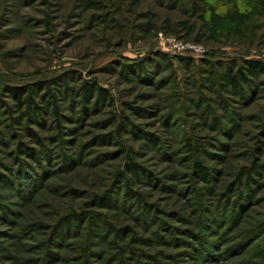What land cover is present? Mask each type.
<instances>
[{
    "label": "rangeland",
    "instance_id": "374dc122",
    "mask_svg": "<svg viewBox=\"0 0 264 264\" xmlns=\"http://www.w3.org/2000/svg\"><path fill=\"white\" fill-rule=\"evenodd\" d=\"M204 19L169 0H0V264H264V15L235 39ZM247 61L258 75L225 85L223 63ZM41 81L31 117L8 89Z\"/></svg>",
    "mask_w": 264,
    "mask_h": 264
},
{
    "label": "trees",
    "instance_id": "16d2710c",
    "mask_svg": "<svg viewBox=\"0 0 264 264\" xmlns=\"http://www.w3.org/2000/svg\"><path fill=\"white\" fill-rule=\"evenodd\" d=\"M241 1L242 0H169L171 4L179 3L181 5V9H183L186 13H189L191 16L205 18V21L208 16L214 17V22L216 24L219 22L218 24L221 25L226 22L227 26L225 30L216 29L214 34L219 33L221 36L233 39L238 36L244 37L243 32L250 30H246L244 28V23L241 19L252 15L257 17L264 15V0L255 2L256 4L253 3L254 0H252L251 3H247L246 6H243L244 2L240 3ZM229 5H232L233 9L229 10ZM237 22L238 24L236 25ZM223 65L225 66V73L223 77L225 80L224 84L233 89L241 87V84L244 82L248 83L249 75L257 76L259 73L258 70L261 68V64L254 61H247V65H240L236 69L232 63H223ZM61 78L62 77H58L60 80ZM48 87L49 85L47 86V83L41 81L34 82L23 87H11L8 89V92L11 94L16 106L19 107V110H21L22 113H28V116L34 117V112L40 109L35 101L34 94L38 89L42 90L45 88L46 90H49L47 89ZM80 93L85 97V99H88L89 97H96L97 100H102L109 97L108 90L106 88L94 85L93 83L83 84L80 87ZM54 98V95H52V99ZM57 108V105H55V111H57ZM196 169L200 175L202 174L203 176H207V171L201 166V164L197 163ZM205 176L203 178H206ZM97 199L101 200L103 197L99 196Z\"/></svg>",
    "mask_w": 264,
    "mask_h": 264
},
{
    "label": "built area",
    "instance_id": "2783aa9c",
    "mask_svg": "<svg viewBox=\"0 0 264 264\" xmlns=\"http://www.w3.org/2000/svg\"><path fill=\"white\" fill-rule=\"evenodd\" d=\"M160 41L167 42L172 50L178 53L192 52V53H203V47L199 44H191L190 41L183 42L172 36H165L164 33H160Z\"/></svg>",
    "mask_w": 264,
    "mask_h": 264
}]
</instances>
